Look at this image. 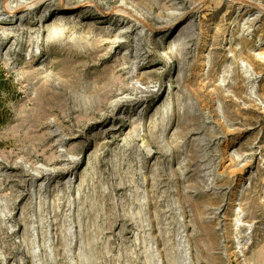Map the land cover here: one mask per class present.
I'll return each mask as SVG.
<instances>
[{
  "label": "rangeland",
  "instance_id": "obj_1",
  "mask_svg": "<svg viewBox=\"0 0 264 264\" xmlns=\"http://www.w3.org/2000/svg\"><path fill=\"white\" fill-rule=\"evenodd\" d=\"M0 264H264V0H0Z\"/></svg>",
  "mask_w": 264,
  "mask_h": 264
},
{
  "label": "bare ground",
  "instance_id": "obj_2",
  "mask_svg": "<svg viewBox=\"0 0 264 264\" xmlns=\"http://www.w3.org/2000/svg\"><path fill=\"white\" fill-rule=\"evenodd\" d=\"M172 27V26H171ZM33 179V178H32Z\"/></svg>",
  "mask_w": 264,
  "mask_h": 264
}]
</instances>
